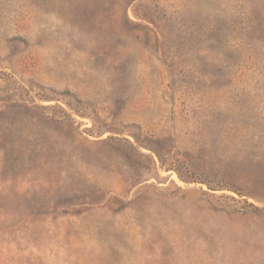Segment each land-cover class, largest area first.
<instances>
[{
  "label": "rangeland",
  "instance_id": "374dc122",
  "mask_svg": "<svg viewBox=\"0 0 264 264\" xmlns=\"http://www.w3.org/2000/svg\"><path fill=\"white\" fill-rule=\"evenodd\" d=\"M0 264H264V0H0Z\"/></svg>",
  "mask_w": 264,
  "mask_h": 264
}]
</instances>
